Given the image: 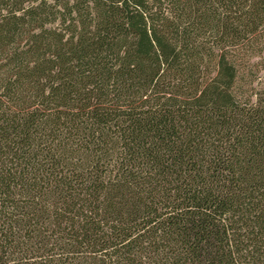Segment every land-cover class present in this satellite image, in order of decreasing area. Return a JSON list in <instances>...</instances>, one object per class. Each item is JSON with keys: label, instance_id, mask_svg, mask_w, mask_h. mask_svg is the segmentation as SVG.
<instances>
[{"label": "trees", "instance_id": "obj_1", "mask_svg": "<svg viewBox=\"0 0 264 264\" xmlns=\"http://www.w3.org/2000/svg\"><path fill=\"white\" fill-rule=\"evenodd\" d=\"M264 0H0V264H264Z\"/></svg>", "mask_w": 264, "mask_h": 264}, {"label": "rangeland", "instance_id": "obj_2", "mask_svg": "<svg viewBox=\"0 0 264 264\" xmlns=\"http://www.w3.org/2000/svg\"><path fill=\"white\" fill-rule=\"evenodd\" d=\"M263 56H264V54H263Z\"/></svg>", "mask_w": 264, "mask_h": 264}]
</instances>
